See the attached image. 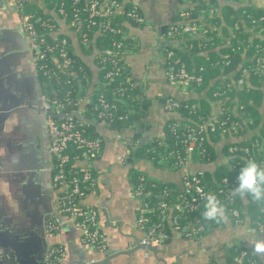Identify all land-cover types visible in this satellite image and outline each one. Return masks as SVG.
<instances>
[{
	"label": "crops",
	"instance_id": "0c3cea01",
	"mask_svg": "<svg viewBox=\"0 0 264 264\" xmlns=\"http://www.w3.org/2000/svg\"><path fill=\"white\" fill-rule=\"evenodd\" d=\"M121 1L135 4L144 17L143 25L127 24V33L137 41L138 47L127 53L125 62L132 79L143 86L149 103L135 129L113 131L99 123L100 153L74 163L78 169H89L96 176L95 187L83 203L97 209L103 247L85 242V229L59 211V196L64 189L52 182L55 162L49 153L47 114L41 105V87L28 50L27 35L10 5L5 3L0 9V249L8 257L0 264H45L51 247L61 249L60 264H205L212 260L226 264L230 247L243 244L254 253L252 244L264 236V232L252 227L244 213L240 223L227 218L220 227L199 239L184 237L173 229L168 241L140 243L145 235L137 224L141 200L134 195L136 185L130 180V171L138 172L140 177L169 181L179 190L183 187L184 171L157 167L146 158L134 156L131 153L133 134L141 132L138 145L151 137L163 139L166 121L179 119L177 111L164 107V99L182 101L201 94L185 85L170 86L164 74V48L170 45L183 49L182 41H168L164 32L186 4L181 0ZM206 1L217 8L216 13H220L222 5L233 2ZM29 3L31 9L40 8L43 13L49 6L38 0ZM63 32L68 35L75 53L91 69L92 85H97L94 54L83 53L74 31L65 26ZM86 99L87 96L81 97V107ZM215 109L214 104L212 111ZM227 142L221 139L213 144L216 151L213 162H189L187 171L190 174L213 172L219 165L228 168L229 158L222 151ZM49 222L59 229L50 231ZM256 256L264 264V256Z\"/></svg>",
	"mask_w": 264,
	"mask_h": 264
},
{
	"label": "built area",
	"instance_id": "2783aa9c",
	"mask_svg": "<svg viewBox=\"0 0 264 264\" xmlns=\"http://www.w3.org/2000/svg\"><path fill=\"white\" fill-rule=\"evenodd\" d=\"M30 0H0V9L6 3L10 5L19 22L27 35L28 50L32 55L33 68L36 74H41L47 78L45 82L49 85L47 93L42 92V107L46 111V129L49 139V153L55 158V168L52 182L55 187H63V192L59 196V211L71 217L75 223L85 229L83 240L97 247H103L102 234L99 231L97 209L83 203V199L88 192L95 187L96 176L86 168H79L74 173H67L66 164L70 162V150L76 148L82 151L86 158L96 157L102 148V139L100 136L89 137L84 133L83 123L74 122L70 116L68 118H56L53 114H68L76 108L83 112L80 106L79 92L74 90L75 82L78 83L79 76L77 70L73 68V60L70 58L72 43L68 35L63 32L66 26L81 37V44L85 47L89 42V33L95 31L97 34L117 33L119 30L113 24V17L118 12H122L125 3L121 0H38L43 1L47 7L44 14L40 16L36 11L31 9ZM185 4H191L190 0H182ZM234 1V0H228ZM53 5H50V3ZM206 15H213L217 12V8L208 5L205 9ZM135 24H144V17L135 4L125 12ZM181 20L166 26L165 38L168 41H182L184 47V38L205 35L207 28L205 22L191 21L190 11L184 9L179 14ZM264 14L258 18H252L249 31L255 26H259L258 33L264 31ZM121 47L119 41H114L111 49L101 54L100 62H108L112 70L104 74V80L112 79L115 72L119 69L120 58L117 55ZM239 46L232 47V50L238 49ZM184 50V49H183ZM181 51L173 46L167 45L164 48V74L170 86L185 85L187 88L193 89L200 85L203 81V67L196 69L189 68L184 59L177 53ZM261 53H264L261 52ZM228 61H224L227 64ZM256 69L258 73L264 75V57H258ZM245 71V69L243 70ZM245 75L240 76L234 83L235 88H242L245 84ZM100 80L98 84H100ZM103 82L102 84H104ZM55 84L57 87H55ZM132 86L135 82L130 83ZM230 88V84H227ZM81 87V86H80ZM79 84L78 88L80 89ZM77 88V89H78ZM78 89V91H79ZM60 94V95H59ZM52 95V97L50 96ZM86 95H89L87 92ZM214 96L220 93L215 91ZM60 96V97H59ZM226 98V97H225ZM225 98H223L225 100ZM222 99V100H223ZM234 103L236 101L234 100ZM163 105L166 109L176 111L180 106V101L167 97L164 99ZM68 107H73L71 112H65ZM99 113L97 115L101 121L106 123L110 114L107 111L114 107L105 99L100 98L98 106ZM242 104H235L233 110L229 106H224V102H219L216 109L212 111L206 118H198V120L186 125L185 133L179 137L176 133L175 125H168L170 132L175 135L177 141L176 148L172 150L175 158L174 166L184 171L183 187L181 190L164 189V195H168L167 199L162 200L156 206H151L147 197L150 195V189H145L144 181L141 180L134 189V195L141 200L140 214L137 217V224L145 231V235L141 240L142 245H149L164 241L168 237V229L171 231L178 230L180 219L186 212L200 211L204 204L203 197L209 192L213 193L210 188L199 183L197 175L190 174L186 165L192 162V155L199 157L204 155L206 143L213 144L210 140V134L219 135L220 139L228 140L226 156L229 158L228 168L232 171L231 176H222L219 182L218 193H224L225 187L235 188L238 186V174L242 168L241 161L237 160L233 164L231 160L234 158H242V155L248 159H252L250 148L247 145L232 144L231 141L239 138L240 133H244L252 125V119L245 116L242 111ZM221 115H223L221 117ZM101 123V122H99ZM237 135H239L237 137ZM254 147L257 152L264 149L258 140H254ZM156 186L152 183V187ZM225 186V187H224ZM229 200H232L229 198ZM234 223H240L241 212L234 208L230 210ZM49 230L57 231L59 227L49 222ZM201 229L202 226L198 225ZM185 226L183 230L187 237H192L191 232H187ZM179 231V230H178ZM180 233V231H179ZM252 253L246 247L242 249L236 258L235 264H244V258ZM0 249V258H1ZM62 251L59 248L51 247L47 253L45 264H60ZM255 262V261H254ZM255 264V263H254Z\"/></svg>",
	"mask_w": 264,
	"mask_h": 264
},
{
	"label": "trees",
	"instance_id": "16d2710c",
	"mask_svg": "<svg viewBox=\"0 0 264 264\" xmlns=\"http://www.w3.org/2000/svg\"><path fill=\"white\" fill-rule=\"evenodd\" d=\"M182 1V0H181ZM191 4H186L184 9L190 11L191 21L205 22L207 28L205 35L195 37H185L183 49L177 53L184 59L189 68L196 69L203 67V81L200 85L193 88L195 93L201 94L200 97H190L180 101V106L176 110L179 113V119L170 118L164 125L165 137L163 139L151 137L142 145H138V140L141 138V132L135 131L133 134L134 144L132 145L131 153L136 157H143L153 162L157 167H166L176 169L174 166L175 158L172 155V150L176 148L177 141L168 125H175L176 133L179 137L185 133L186 125H191L198 118H206L212 113V106L219 102H224V106H229L232 110L235 104L244 106L243 112L245 116L252 119V125L244 133L237 135L239 138L231 141L233 144L247 145L250 148L252 159L258 163L264 164V149L257 152L254 147V140H258L264 146V75L259 74L256 69L258 57H264V31L258 33L257 28L253 27L249 31L252 18H258L264 14V0H234L221 6L220 13L206 15L204 9L208 6L206 0H190ZM183 2V1H182ZM208 3V4H207ZM50 5H53L51 2ZM130 7V4H125L122 12H118L113 17V24L119 30L117 33L97 34L95 31L89 33V42L83 47L79 33L77 36L78 45L85 54H94V62L98 68V78L100 84L92 85V73L89 66L83 59L77 55L71 46L70 58L73 60V68L77 70L79 76L78 83L75 82L74 90L79 92V97L87 99L84 101L83 112L81 116L71 115L70 118L76 123H83L80 129L84 133L93 138L100 136L95 124L101 122L97 117L100 98L105 99L110 104H114L107 113L110 114L107 118L105 126L113 131H120L125 128L135 129L136 123L144 116L145 110L148 107L149 101L144 96L143 86L137 83L133 86L130 84L135 82L129 72V66L125 62V56L130 51L137 50V41L127 33V24L134 23L129 17H126L125 12ZM182 9V10H184ZM40 16H46L40 8L32 9ZM181 10V11H182ZM179 11L175 20H181ZM202 19H199V17ZM135 24V23H134ZM143 25V24H142ZM264 23H262V26ZM114 41H119L121 47L117 52L120 58L119 69L115 72L112 79L104 80V74L112 70L108 62H100L101 54L104 51L111 49ZM239 46L238 49L232 50V47ZM224 61H228L224 64ZM245 69V71H243ZM245 75L246 81L242 88H235L234 83L240 77ZM43 93H47L49 85L45 82L47 78L41 74H37ZM105 82L104 84H102ZM78 84L80 89L78 88ZM230 84V88L227 86ZM55 87L57 85L55 84ZM79 91H78V89ZM190 89V88H189ZM218 91L219 96H214V92ZM89 92V95H86ZM204 92V95L202 94ZM60 95V94H59ZM52 97V95H50ZM60 97V96H59ZM226 97V98H225ZM225 98V100L223 99ZM223 99V100H222ZM234 100L236 103H234ZM73 107H68L65 112H71ZM74 110H77L74 108ZM223 115H221L222 117ZM68 118V117H63ZM144 126V125H143ZM247 134L245 135V133ZM220 139L217 134H210V140L216 144ZM213 144L206 143L204 155L202 157L196 154L192 155L193 163L208 164L215 160L216 151ZM230 144V143H228ZM224 145L222 151L227 152V145ZM70 162L66 164L67 173H74L78 169L74 165L75 161L85 159L82 151L73 148L70 150ZM241 161L242 165L247 161V157L242 155V158H234L231 160ZM77 173V172H76ZM231 176L232 171L219 165L213 172L203 171L197 175L199 183L210 188L217 197L224 202L228 207V219L232 222L230 210L238 209L241 212V219L245 213L250 221V224L256 231L264 232V213L260 212L256 205L250 200H240L239 198L229 200L230 191L234 188L225 187L224 193H218L219 182L222 176ZM130 180L134 187L143 180L145 189H150L151 193L147 199L150 205L156 206L159 202L167 199L168 195H164V189H173V194L176 193V185L167 181L140 177L138 172L130 171ZM152 183L156 186L152 187ZM245 211V212H243ZM203 207L200 211L186 212L180 219L178 230L181 235L187 237L183 228L187 227V232H191L192 238L199 239L205 236L214 228L220 227L223 223L217 225L211 221H205L202 217ZM243 212V213H242ZM198 225L202 226L201 229ZM177 230V231H178ZM171 230L168 229V237L164 241H168L171 236ZM246 248L243 244L233 245L229 248L226 256V264H235L236 258L240 251ZM255 261V262H254ZM263 264L261 259L254 253H249L244 258V264ZM205 264H216L213 260Z\"/></svg>",
	"mask_w": 264,
	"mask_h": 264
},
{
	"label": "clouds",
	"instance_id": "9594fccd",
	"mask_svg": "<svg viewBox=\"0 0 264 264\" xmlns=\"http://www.w3.org/2000/svg\"><path fill=\"white\" fill-rule=\"evenodd\" d=\"M237 179L238 186L230 191V198L250 200L264 213V164L258 163L255 159H248L243 163ZM203 199L202 217L205 221L219 225L227 220L228 207L217 195L209 192ZM252 246L256 255L264 256V236L255 239Z\"/></svg>",
	"mask_w": 264,
	"mask_h": 264
},
{
	"label": "water",
	"instance_id": "95a60500",
	"mask_svg": "<svg viewBox=\"0 0 264 264\" xmlns=\"http://www.w3.org/2000/svg\"><path fill=\"white\" fill-rule=\"evenodd\" d=\"M71 115H76L78 116L79 118L83 119V117L81 116V113L79 110H76V111H73L71 113H68V114H53L54 117L56 118H63V117H68V116H71ZM99 123L95 124L96 127L98 126ZM143 143H140V145H142ZM1 258H0V261L1 260H7V255L4 251L1 250Z\"/></svg>",
	"mask_w": 264,
	"mask_h": 264
},
{
	"label": "flooded vegetation",
	"instance_id": "af4514ba",
	"mask_svg": "<svg viewBox=\"0 0 264 264\" xmlns=\"http://www.w3.org/2000/svg\"><path fill=\"white\" fill-rule=\"evenodd\" d=\"M35 75H36V77H37V79H38V82H39V85H40V81H39V78H38V76H37V74L35 73ZM40 87H41V85H40ZM41 94H42V89H41ZM45 124H46V118H45ZM54 159V162H55V158H53Z\"/></svg>",
	"mask_w": 264,
	"mask_h": 264
},
{
	"label": "rangeland",
	"instance_id": "374dc122",
	"mask_svg": "<svg viewBox=\"0 0 264 264\" xmlns=\"http://www.w3.org/2000/svg\"><path fill=\"white\" fill-rule=\"evenodd\" d=\"M180 87H182V85Z\"/></svg>",
	"mask_w": 264,
	"mask_h": 264
}]
</instances>
